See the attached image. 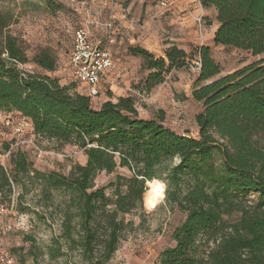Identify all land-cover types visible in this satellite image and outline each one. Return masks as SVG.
I'll use <instances>...</instances> for the list:
<instances>
[{"label": "trees", "instance_id": "obj_1", "mask_svg": "<svg viewBox=\"0 0 264 264\" xmlns=\"http://www.w3.org/2000/svg\"><path fill=\"white\" fill-rule=\"evenodd\" d=\"M197 1L215 10L214 45L264 53V0ZM7 26L0 24V110L29 121L33 138L76 146L85 156V163L74 164L66 175L33 170L21 147L9 152L10 174L0 162L1 200L13 187H23L22 176L68 193L62 232L49 252L61 255L62 240L66 250H78L86 264H108L125 227L118 215L140 206L142 197L144 203L145 182L160 181L158 170L176 159L166 168V199L185 218L172 233L174 245L161 252L158 264H264V148L253 139L264 131V57L215 78L220 69L210 48L197 47L200 67L191 95L201 110L195 115L198 137L193 138L166 126L163 117H139L131 97L105 100L93 108L91 97L79 91L78 84L61 85L49 75L20 69L27 58L17 39L4 33ZM128 51L140 56L149 70L144 91L187 59L175 45L164 50V58L140 46ZM34 62L47 71L55 69L47 53L36 54ZM119 168L130 176L117 174L114 181L94 188L99 172ZM107 188L113 189V197L106 195ZM247 193L257 194V200L247 203ZM17 197L21 203L22 195ZM234 212V221L224 219Z\"/></svg>", "mask_w": 264, "mask_h": 264}, {"label": "rangeland", "instance_id": "obj_2", "mask_svg": "<svg viewBox=\"0 0 264 264\" xmlns=\"http://www.w3.org/2000/svg\"><path fill=\"white\" fill-rule=\"evenodd\" d=\"M205 14L198 28L188 26L178 15L159 8L153 0H0V24H8L4 33L17 39L27 58L25 64L18 65L20 69L35 74L49 73L61 85H73L68 64L73 32L87 24L92 39L108 48L114 59L99 94L91 97V106L97 108L105 100L115 102L119 97H131L139 117H163L166 126L193 138L198 137L195 115L201 110V104L191 95L199 74L197 47L210 48V55L220 69L215 78L264 57V53L253 55L246 50L214 45L212 35L218 22L213 11L206 10ZM105 23H111V29L105 28ZM107 34L112 42L106 38ZM2 41L0 32V48ZM173 45L187 53L186 63L164 74L163 81L149 91L142 90L149 70L140 56L129 53V47L140 46L155 58H164V50ZM38 53H47L54 59L53 71L35 64L34 57ZM21 119L14 111L0 110V162L8 174L12 172L9 152H15L18 147L25 152L33 170L42 173L66 175L74 164L85 163L82 150L76 146H60L54 140L33 138L29 132L23 135L16 132ZM29 139L42 150L40 157L28 144L19 143ZM253 139L264 148V131L255 133ZM6 144L9 145L7 150ZM176 162L173 159L158 170L164 189L155 205L147 204L146 197L143 203L142 197L140 206L118 215L125 227L108 264H158L161 252L174 245L172 233L185 218V213L166 199V168ZM117 174L130 176L125 168L109 174L102 171L94 179V188L114 181ZM19 181L23 182V187H13L8 197L0 199V252L12 256L14 264H86L80 252L66 250L62 240L61 255L48 251L50 246L56 248V240L62 232V209L68 193L45 188L42 181L25 176ZM149 182H145L147 191ZM181 188L185 190V185ZM112 191L107 188L105 193L113 197ZM19 193L21 203H18ZM243 199L254 203L257 194L247 193ZM236 218L235 212L224 216L230 222Z\"/></svg>", "mask_w": 264, "mask_h": 264}, {"label": "built area", "instance_id": "obj_3", "mask_svg": "<svg viewBox=\"0 0 264 264\" xmlns=\"http://www.w3.org/2000/svg\"><path fill=\"white\" fill-rule=\"evenodd\" d=\"M161 9H167L174 0H153ZM200 13L193 17L194 25L198 28L204 22L203 7L198 2ZM188 15V14H187ZM105 28L111 29V23H105ZM109 42L113 40L109 34L106 36ZM69 74L72 82L83 86L86 94L90 97L96 96L100 92L102 83L105 82L107 73L114 66L112 52L106 48L101 42L92 39L90 27L80 25L73 32L72 46L68 57ZM197 69L200 67V60L196 63ZM23 75V74H22ZM24 76V75H23ZM30 123L25 119H21L16 127V132L23 135L25 132L30 133ZM19 143L28 144L30 148L41 156L42 150L35 144L33 140H22ZM17 143V145H19ZM0 264H14V259L5 253L0 252Z\"/></svg>", "mask_w": 264, "mask_h": 264}, {"label": "crops", "instance_id": "obj_4", "mask_svg": "<svg viewBox=\"0 0 264 264\" xmlns=\"http://www.w3.org/2000/svg\"><path fill=\"white\" fill-rule=\"evenodd\" d=\"M206 10L207 11H213V15L214 16L216 15L213 7H209V8H205V9L203 8L204 15H206L205 14ZM165 11L178 15L179 17H181V19H183L189 23L188 26H195L192 16H196L200 13L199 12L200 9H199V5H198L197 0H174L173 3L169 6V8L165 9ZM217 26H216V28H217ZM215 29L213 30V32L215 31ZM212 37H213V35H212ZM42 74H46V75L51 76L49 73H42ZM78 90L81 91L82 93H86L85 88L83 86H78ZM102 102H100V104Z\"/></svg>", "mask_w": 264, "mask_h": 264}, {"label": "bare ground", "instance_id": "obj_5", "mask_svg": "<svg viewBox=\"0 0 264 264\" xmlns=\"http://www.w3.org/2000/svg\"><path fill=\"white\" fill-rule=\"evenodd\" d=\"M164 189L163 184L154 179L149 182V190H148V197H147V204L155 205L157 200L159 199L162 191Z\"/></svg>", "mask_w": 264, "mask_h": 264}]
</instances>
